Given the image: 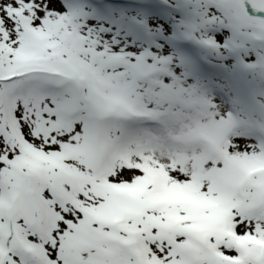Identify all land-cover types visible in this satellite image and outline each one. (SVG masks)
I'll list each match as a JSON object with an SVG mask.
<instances>
[{"label":"snow or ice","instance_id":"6c2138e0","mask_svg":"<svg viewBox=\"0 0 264 264\" xmlns=\"http://www.w3.org/2000/svg\"><path fill=\"white\" fill-rule=\"evenodd\" d=\"M0 264H264V0H0Z\"/></svg>","mask_w":264,"mask_h":264}]
</instances>
